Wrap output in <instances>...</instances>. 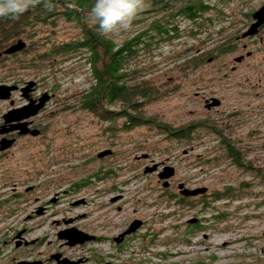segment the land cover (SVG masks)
Returning <instances> with one entry per match:
<instances>
[{
    "label": "rangeland",
    "instance_id": "1",
    "mask_svg": "<svg viewBox=\"0 0 264 264\" xmlns=\"http://www.w3.org/2000/svg\"><path fill=\"white\" fill-rule=\"evenodd\" d=\"M258 1L264 0H207L212 9L196 20L177 19L176 32H170L167 39L156 37L152 45L153 54L144 57L143 62L146 75L163 87L157 99L145 106V112L172 126L206 116L213 121L229 122L234 126L230 136L243 147L246 158L253 162V170L246 172L225 166L234 177L241 173L244 181H249L251 174L264 172V69L250 64L236 66L232 61L236 54L235 46L226 48V44L238 30L242 9ZM93 22L89 20V23ZM131 28L109 33L108 36L119 43L136 31V26ZM29 31L33 34L32 38L24 39L26 43L49 37L50 41H38L37 45L45 47L52 42H66L77 32L72 23L63 19L55 26L38 23ZM193 57H196L194 65L187 72H180L179 63ZM209 57H213L211 62L206 61ZM59 59L56 57L52 65L44 62V70L27 68L22 71L24 77L33 79L36 75L41 88L52 86L54 96L44 114L45 118H50L47 138L44 137L41 142L35 139L28 148H19L0 163V230L3 232L0 238H7L3 235L9 234L12 228L25 227L27 235L40 237L39 242L46 238L54 239V225L48 217L51 213L38 219L27 217L33 206V196L44 200L54 186L46 189L49 184L44 183L45 187L41 184L33 196L20 198L12 204V208L4 202L11 196L10 192L18 193L10 189L12 182H17L18 186V181L32 184L37 178L58 177L55 173L60 168H78L85 176L97 167H110L120 169L121 174L95 185L89 181L80 191V194L89 197L88 205L69 209L70 214H88L85 221L96 219L98 224L109 221L107 227L100 225L97 228L99 235L106 236L107 240L86 248L112 249L108 237L114 235L123 222L140 218L144 220L143 227L113 251L118 257L116 264H264V198L261 199L259 193H264V189L261 185L253 183L252 192L235 200H211L207 207L203 204L208 200V194L213 189H221L230 176L224 165L205 162L216 152L215 135L199 133L189 140L175 139L155 127L141 125L125 129L121 126V118L104 121L81 109H63L59 101L64 90L72 95L88 87L90 77L77 58L71 56L60 62ZM232 65L236 67L234 70L230 68ZM256 83L259 95L249 97L250 100L242 98L244 89H251L249 85ZM202 93L216 96L221 101L220 105L206 111L200 96ZM247 104L256 108L252 111L246 107ZM2 107L0 103V109ZM106 148L112 150V155L97 158L95 153ZM182 150H186V154ZM144 153L155 162L166 161L173 166L170 190L159 185L155 174H142V168L150 162L141 157L134 159V156ZM6 169L15 172L14 177L8 175ZM45 171L48 175H44ZM106 175L104 172L100 177ZM123 179H128L129 183L122 186L125 199L121 204L122 210L117 211L104 201L109 194L105 192L110 184L119 185ZM254 180L258 181L257 178ZM178 182L189 188L206 186L207 193L182 200L176 191ZM95 194L102 196L97 199ZM102 203L105 206H101ZM214 212L222 214V217L212 218ZM65 214L68 215L67 210ZM191 217H196L198 224H188L187 219ZM45 245L36 244L34 249L42 250ZM145 246V260L141 255L130 262L124 260L131 249ZM8 248L9 245L4 247V255L10 257L12 252Z\"/></svg>",
    "mask_w": 264,
    "mask_h": 264
},
{
    "label": "trees",
    "instance_id": "2",
    "mask_svg": "<svg viewBox=\"0 0 264 264\" xmlns=\"http://www.w3.org/2000/svg\"><path fill=\"white\" fill-rule=\"evenodd\" d=\"M48 2L51 4L50 9L45 7V0H38L15 19L0 17V67L13 65L20 69L17 76L8 77L7 80H12L14 83L22 79L39 80L36 75L33 79L24 77L22 71L27 68L44 70L45 63L52 65L56 57L61 58L58 60L60 62L66 60L64 58L73 56L87 69L90 82L88 87L73 92L72 95L65 89L61 102L59 101L61 108L81 109L104 121H117L121 118V126L125 129L141 125L155 127L167 133V136L181 140H189L199 133H218V128L213 125L215 123L209 117H205L202 122L195 120L172 126L145 112V106L153 99H157L163 92L161 89L163 87L156 85L143 71L144 57L153 54L152 45L156 37L167 39L170 32H176L177 19L196 20L212 9L213 6L207 0H142V7L129 25L130 29L136 26V31L119 43L108 34H101L95 21L89 23L90 19L94 20L89 15L93 0H48ZM61 19L72 23L73 28L77 30L68 41L59 44L52 42L50 46L45 47V45H37L38 41L44 39L50 41L49 37L40 38L35 43H26L24 40L32 38L33 31L29 30L34 25L40 23L55 26ZM19 38L25 42L22 49L3 53L8 45ZM40 49L43 50L37 51ZM6 56L10 57L5 59ZM195 58L180 62L179 71L187 72L194 65ZM0 81H3L1 76ZM51 89L53 91L52 86ZM226 136L228 135L225 134V138L223 136V139L217 140L215 154L208 157L205 162L216 163V166L222 164L226 172L229 166L236 170L251 172L253 162L246 158L243 147L234 138ZM227 174L230 175L229 172ZM235 177L239 179L236 180ZM235 177L233 174L228 176L229 180L221 189H213L208 194V200L203 203L204 206H210L211 200L238 199L242 194L253 191V183L261 185L264 189L262 171L255 173L254 176L251 174L252 178L249 181H244L241 173L236 174ZM259 193L262 195L261 199L264 198V193L260 191ZM214 217L221 218L222 214L214 212L212 218Z\"/></svg>",
    "mask_w": 264,
    "mask_h": 264
},
{
    "label": "flooded vegetation",
    "instance_id": "3",
    "mask_svg": "<svg viewBox=\"0 0 264 264\" xmlns=\"http://www.w3.org/2000/svg\"><path fill=\"white\" fill-rule=\"evenodd\" d=\"M262 4H264V1H258L242 9L238 30L236 31V33L232 35V39L230 40V42L226 44V48H228L227 46L229 45L235 46L234 51L236 52V54L232 58V61L235 63L236 66L241 64L244 65L250 64V65H256L257 67H260V69L262 70L264 69V21L261 22L256 27L255 32L247 35L242 34L254 21V18L252 17V13L256 9H258ZM8 57L10 56H6L5 59H7ZM209 58H211V60L210 61L206 60L207 62H211L213 60V57H209ZM9 67L11 68L8 69ZM230 68L231 70H234L236 67L232 65ZM19 70L20 69H17V67L13 65L6 66L5 68H2V70H0V76L3 79V81H0V84L17 85L16 89L10 92L8 98L0 99V103L3 104V107L0 109V141L11 140L9 145L0 149V163L3 162L4 159L10 157L14 153V151H17L19 148H28L34 142L35 139H38V141L41 142L44 137L47 138L46 134H47V130H49L50 118H45L44 114L51 106L54 92L49 86L41 88L40 81L35 80L36 83L30 88V90H28L25 93V95H23L21 91V87L25 84L26 81L30 79H22V81H17L15 83L12 80L9 81L6 79L8 77L13 78L17 76ZM249 83L250 81L247 84ZM255 86L257 87L258 83H256L255 85L250 84L249 87L251 89H244V92L242 93V98L245 97L248 100H250L249 97L254 98L258 96L259 93L256 90ZM43 93H46L47 98L44 101V105L41 108H39L36 113L21 118L19 120H10V122L4 121L5 120L4 116L9 111L25 105L28 102V100L34 99L37 102L38 98ZM200 96L202 99L203 108L206 109V111L217 108L221 103L220 99L214 95L209 94L206 96L202 93ZM212 97L217 98L219 100V104L216 106L204 107V104H206V102H209L210 98ZM246 107H249L252 111L256 108L251 104H247ZM204 119L205 117L196 121L202 122ZM18 122H25V128H26L25 132H19L18 128H14V129L10 128L14 125V123H18ZM212 122L215 123L213 125H215L218 128L217 130L218 133L216 132L213 133L217 138V140L223 139V136L225 138V134L228 135L226 137H231L230 135H232L231 132L234 126H232L229 122L225 123V122H217L213 120ZM238 140L241 141V138H238ZM184 154H186V152ZM111 155H112V150L111 153L108 155H105L103 157H97L96 155V157L100 159H104ZM134 159H140V157L136 155L134 156ZM143 159H147L150 162V164L157 163V168L153 172L143 173V168H142L143 175L153 173L155 174V177H157V173L158 171H160L162 166L168 164L166 163V161L155 162L154 160H152V158L148 157V154ZM150 164H146V165H150ZM6 170L8 175L14 177L15 172L11 171L14 170V168H11V170L9 169ZM47 171L44 172V175L47 174ZM104 172L107 173V175L100 177V175L103 174ZM55 174H57L58 177L53 176V177L37 178L35 180V183L32 184H27V183H23V181H18V186H20V189L18 190H16L18 187L16 185L17 182H12V186L10 189H12V192H18V193L16 194L10 192L11 196L4 200L5 205H8L13 208L14 206L12 204L17 203V201L20 198L27 197L29 199L30 196H33V194L40 189L41 184L44 185V187L46 186L44 183L49 184V186L46 187V189H50L54 186V188L50 189V192H48L49 194L47 193V198L44 200L39 199V196L37 195L33 196V206L30 209L29 214H27V217H30L32 219H38L41 218L42 216H46L51 213V215L48 217H51L50 222L54 225L52 232L54 239L46 238L43 242H39L40 237L37 235L34 236L27 235L26 233L27 230L25 227L12 228L10 229L11 231L9 232V234L5 233V235H3V236H7V238H0V264H116L115 261L118 257L115 256V254L117 253H113V251L119 249L128 239L130 240L131 237H134V235H136V233L143 227L144 220L140 218H132V219L128 218L129 220L127 219L128 221L127 222L125 221L126 223L123 222L122 224H120L118 226L119 229L117 230V232L114 235H110L108 237L112 249L106 250L105 247L102 249L86 248L87 245L97 244L102 240L104 241L107 240L106 236L99 235L97 228L100 225L107 227L108 226L107 222L109 223V221L106 220L105 222H103V224L95 223L96 219L90 222L85 221L84 219L88 214L84 212L70 214L69 209L75 206L82 207L88 205L89 197L80 194V191L81 189L84 188V186L89 184V181H91L93 185H95L98 182L109 181L113 177L121 174L120 169H114L110 167H99V168L97 167L91 170L89 174L83 176L78 168H60L56 170ZM18 176L20 175L18 174L17 178ZM172 176L167 178L166 180L168 182L167 186H169V184L172 183L171 182ZM50 180L53 181L55 180V181L53 182ZM156 181L159 183V185L162 186V188H165V190H170L168 188L172 187V185H170L169 187L163 186L162 182L164 181V179H158L157 177ZM121 182L122 183L119 185H117L116 183L110 184L111 187L107 190V192H105L109 194L107 195L104 201L107 203L108 206L113 205L117 211L122 210L121 204L125 199L124 189L122 186L128 185L129 183L128 179H123ZM179 183L182 182L176 183V188H177V184ZM176 191L178 193V189ZM204 194H199L195 196H202ZM13 195L15 196L12 197ZM101 196L102 195L100 194L94 195V197L97 199L101 198ZM180 196L184 200L195 197V196H182V195ZM100 205L105 206V203H102ZM65 210H67L68 215L65 214ZM13 212L14 210L11 211V213ZM133 219L140 220L141 224L134 231L129 233H124L121 235V233H123V231L127 229L128 225ZM1 220L2 219H0V221ZM197 222H199L198 219L195 222H193L191 225H195ZM68 229L77 231L82 237H84V240L82 242L69 244L65 238L60 236L61 232H64V230H68ZM2 233L3 232L0 230V235ZM114 238H117L118 240L116 241ZM183 242L186 243L187 239L184 238ZM39 243L43 245L46 244L44 249L35 250L34 249V247H36L35 245ZM6 245H9L10 247L7 250L12 252L10 257L9 255L8 256L4 255V253L6 252L4 250V247ZM146 251H147V246L142 248L140 247L133 248L128 252L127 258H125L124 260L130 262L132 259H134L136 256L139 255L143 256L145 260Z\"/></svg>",
    "mask_w": 264,
    "mask_h": 264
},
{
    "label": "water",
    "instance_id": "4",
    "mask_svg": "<svg viewBox=\"0 0 264 264\" xmlns=\"http://www.w3.org/2000/svg\"><path fill=\"white\" fill-rule=\"evenodd\" d=\"M252 17L254 18V21L249 25V27L247 28L246 31H244L242 34L243 35H247V34H251L253 32L256 31V27L264 21V4H262L258 9H256L253 13H252ZM25 45V42L22 39H17L16 41H14L13 43H11L10 45H8V47L6 49L3 50V53H12L15 51H18L20 49H22ZM211 58H208L207 61H210ZM35 84V81L33 80H28L25 82V84L21 87V91L22 94L25 95V93L30 90V88ZM17 85L14 84H0V99H6L9 97L10 92L14 89H16ZM47 95L46 93H43L37 100H28V102L16 109H13L11 111H9L5 116V122H10V120H19L21 118L27 117L29 115H32L34 113L37 112V110L39 108H41L44 105V101L46 100ZM219 104V100L215 97L210 98L209 102H206V104H204V107H210V106H216ZM12 129L14 128H18L19 132H25L26 128H25V122H18V123H14V125L12 127H10ZM11 142V140H1L0 141V149L6 147L7 145H9ZM111 150L110 149H103L97 152V157H102L108 153H110ZM183 152L185 153L186 150H183ZM147 154H141L138 157H146ZM157 168V163H152L150 165H145L143 167V173H150L153 172L154 170H156ZM174 173V168L172 165L169 164H165L164 166H162V168L160 169V171H158L157 173V177L158 179H164V181L162 182L163 186H167L168 182L166 181L167 178H169L170 176H172ZM177 189H178V193L182 196H195V195H199V194H204L207 191V187L206 186H199V187H193V188H189V187H185L183 185V183H179L177 184ZM197 220L196 217H191L187 219L188 223H193ZM141 224V221L138 219H133L130 224L128 225L127 229L123 231L122 234L124 233H129L134 231L139 225ZM262 235L264 236V230L262 231ZM61 237L65 238L67 240V242L69 244H74L76 242H82L84 240V237H82L77 231L72 230V229H68V230H64V232H61ZM116 241L118 240L117 238H114ZM194 264H202V263H194Z\"/></svg>",
    "mask_w": 264,
    "mask_h": 264
},
{
    "label": "clouds",
    "instance_id": "5",
    "mask_svg": "<svg viewBox=\"0 0 264 264\" xmlns=\"http://www.w3.org/2000/svg\"><path fill=\"white\" fill-rule=\"evenodd\" d=\"M37 2L38 0H0V17L15 19ZM45 7L51 8L48 0H45ZM141 7L142 0H93L89 15L97 23L101 34L117 33L129 28Z\"/></svg>",
    "mask_w": 264,
    "mask_h": 264
},
{
    "label": "bare ground",
    "instance_id": "6",
    "mask_svg": "<svg viewBox=\"0 0 264 264\" xmlns=\"http://www.w3.org/2000/svg\"><path fill=\"white\" fill-rule=\"evenodd\" d=\"M223 243H225V242H223Z\"/></svg>",
    "mask_w": 264,
    "mask_h": 264
}]
</instances>
